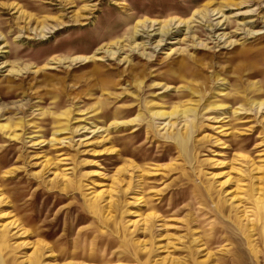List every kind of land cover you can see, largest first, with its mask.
<instances>
[{"label":"rangeland","instance_id":"374dc122","mask_svg":"<svg viewBox=\"0 0 264 264\" xmlns=\"http://www.w3.org/2000/svg\"><path fill=\"white\" fill-rule=\"evenodd\" d=\"M0 264H264V0H0Z\"/></svg>","mask_w":264,"mask_h":264}]
</instances>
